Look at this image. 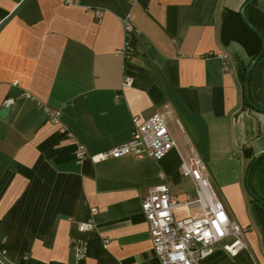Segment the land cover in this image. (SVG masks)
<instances>
[{"label":"crops","instance_id":"1","mask_svg":"<svg viewBox=\"0 0 264 264\" xmlns=\"http://www.w3.org/2000/svg\"><path fill=\"white\" fill-rule=\"evenodd\" d=\"M24 1L0 0V26ZM247 1L25 2L0 33V263L161 264L142 202L165 182L181 201L195 197L181 170L180 155L191 145L250 248L232 258L218 247L204 264H264V224L246 188L250 164L264 154V113L247 106L244 94L243 75L257 56L240 19ZM127 14L137 29L129 61L122 55ZM246 16L264 35V0ZM125 77L132 84L122 88ZM249 85L264 109V55ZM45 108L61 112L62 125L86 148L84 160L61 127L47 121ZM155 115L166 119L178 151L158 163L92 160L128 142L134 118ZM251 187L264 200V160ZM94 209V230L80 232ZM196 213L181 208L175 216ZM77 240L86 244L82 260Z\"/></svg>","mask_w":264,"mask_h":264},{"label":"built area","instance_id":"2","mask_svg":"<svg viewBox=\"0 0 264 264\" xmlns=\"http://www.w3.org/2000/svg\"><path fill=\"white\" fill-rule=\"evenodd\" d=\"M69 7L79 5V0H59ZM136 0H132L135 2ZM101 16L100 12L96 13ZM123 27L127 35V43L122 50L125 61L132 59L134 47L132 39L137 29L131 22L130 14L122 18ZM225 62L228 60L223 55ZM225 70L230 72L227 63ZM132 84V80L125 77L122 88ZM32 98L30 95H24ZM117 101L121 95L116 96ZM47 121L52 125L61 127L69 139L77 144L76 158L81 161L87 157L86 148L76 142L74 134L61 123V112L45 108ZM133 131L131 139L114 148L100 153L92 160L94 162L108 159H120L132 156L135 159H147L160 162L172 151H178L179 145L167 127L164 116L155 115L145 122L138 118L133 119ZM181 156V170L185 177L192 180L195 187V197L181 201L171 194L167 182L151 189L142 202V212L149 226V233L153 249L161 264H203L211 258L218 247H222L230 257L236 258L241 253L250 250L242 227L231 219L224 204L214 195L211 181L208 177L207 166L194 146H189L186 154ZM165 180V176L162 175ZM181 208L190 211L200 210V214H193L188 218H176L175 213ZM97 211L92 210L91 218L77 229L80 232L94 230L93 217ZM77 258L82 260L86 251L83 240H77L74 245ZM2 253L0 252V257ZM5 264V263H0ZM253 264H258L254 262Z\"/></svg>","mask_w":264,"mask_h":264},{"label":"water","instance_id":"3","mask_svg":"<svg viewBox=\"0 0 264 264\" xmlns=\"http://www.w3.org/2000/svg\"><path fill=\"white\" fill-rule=\"evenodd\" d=\"M26 1H24L9 17L8 19L0 26V33L1 31L5 28V26L15 17V15L19 12V10L21 9V7L25 4ZM254 0H248L247 3L242 7L241 11H240V15L241 18L243 20V22L245 23V25L250 28L254 33H256L259 38L262 41V48L260 50V52L258 53V55L251 61V63L248 65L246 72H245V81H244V94H245V99L247 104L254 110L259 111L261 113H264V109L258 107L251 99L250 96V77H251V73L254 69V67L257 65V63L260 61V59L262 58V56L264 55V35L252 24L249 22V20L247 19L246 16V10L249 6H251L253 4ZM264 160V154L259 155L258 157H256L252 163L250 164L247 174H246V188L247 191L249 193V195L252 197V199L254 201H256L258 204H260L262 207H264V200L261 199L252 189L251 187V176L253 173V170L255 168V166L260 162Z\"/></svg>","mask_w":264,"mask_h":264},{"label":"trees","instance_id":"4","mask_svg":"<svg viewBox=\"0 0 264 264\" xmlns=\"http://www.w3.org/2000/svg\"><path fill=\"white\" fill-rule=\"evenodd\" d=\"M254 2H255V0H254ZM240 19H241V21H242V18H241V16H240ZM242 23H243V25L245 26V28H246V30H247V36L249 37V41L250 40H253L254 41V43L257 45V48H256V55H258V53L260 52V50H261V48H262V41H261V39L259 38V36L256 34V33H254L250 28H248L245 24H244V22L242 21ZM244 42V44H245V46L246 47H248L249 46V42H245V41H243ZM255 55V56H256ZM244 78H243V81L245 80V73H244ZM247 106H249L248 104H247ZM250 107V106H249ZM245 152H247L248 153V150H245ZM247 156H248V158H251V156L250 155H248L247 154ZM263 161V160H262ZM262 161H260L259 163H261ZM258 163V164H259ZM257 164V165H258ZM256 165V166H257ZM255 166V167H256ZM255 169V168H254ZM254 171V170H253ZM258 206H259V208H258V214H259V217H260V219H261V221H262V223L264 224V207H262L260 204H258L256 201H254Z\"/></svg>","mask_w":264,"mask_h":264},{"label":"rangeland","instance_id":"5","mask_svg":"<svg viewBox=\"0 0 264 264\" xmlns=\"http://www.w3.org/2000/svg\"><path fill=\"white\" fill-rule=\"evenodd\" d=\"M204 264V263H203Z\"/></svg>","mask_w":264,"mask_h":264}]
</instances>
